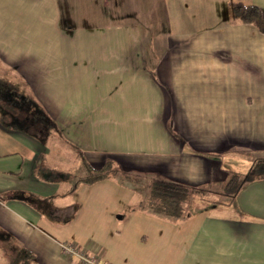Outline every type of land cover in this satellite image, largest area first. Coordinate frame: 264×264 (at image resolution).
<instances>
[{
  "label": "crops",
  "instance_id": "obj_1",
  "mask_svg": "<svg viewBox=\"0 0 264 264\" xmlns=\"http://www.w3.org/2000/svg\"><path fill=\"white\" fill-rule=\"evenodd\" d=\"M234 2L264 11V0H0V264H80L55 223L98 201L57 197L72 172L108 159L214 197H191L177 220L139 199L128 261L98 241L79 247L110 264H264V177L243 176L264 158V33L234 19ZM34 108L44 136L25 128ZM230 172L242 180L226 194Z\"/></svg>",
  "mask_w": 264,
  "mask_h": 264
},
{
  "label": "rangeland",
  "instance_id": "obj_2",
  "mask_svg": "<svg viewBox=\"0 0 264 264\" xmlns=\"http://www.w3.org/2000/svg\"><path fill=\"white\" fill-rule=\"evenodd\" d=\"M33 112L35 113L34 115H36L38 110L34 108ZM32 114V112L27 111L25 115L29 116ZM48 130L49 128L46 122H44L37 131L40 136H44ZM64 149L68 151L69 148L65 146ZM68 153L70 152L68 151ZM61 164L63 165V162H61ZM77 166H83V164L78 163ZM72 174L73 172L70 174V179L64 180L66 184L61 182V190L63 193L62 197L60 194L57 198H62L71 202L77 201V203H81L82 199H86V201L94 199L98 201V203L97 205H91L86 202L85 205H83L84 211L81 210L83 211V216H81V212L77 210L75 216H73L70 221L55 224L63 228V234H67L69 236L67 239L72 240L75 245H86L90 241H98L105 244L109 256H119L117 259L121 262L128 261V258L132 256L129 253L132 249L133 239L143 230V226H141V223H138L135 216L140 207L137 206L136 203L139 199L143 198L142 195L146 192V185L142 181V178L136 176L137 179H135V177H130L129 175L123 176L120 174L115 175L116 177L113 178L102 174L100 176L101 178L103 177V180L99 183H95L94 181L97 178L94 177L100 176H95L93 172L73 174V176ZM129 180H132L130 185L128 184ZM205 195V197L208 198L214 197L212 193H207ZM116 212L125 215L119 222L120 224H117L116 218H112V215L119 214ZM86 218L87 221L82 226V222H84ZM93 218L102 222L100 228L97 230L92 228L93 231L91 228H88L87 232H85V225L89 223L91 227ZM78 235L83 239H76L80 238ZM73 236H76V238H73Z\"/></svg>",
  "mask_w": 264,
  "mask_h": 264
},
{
  "label": "trees",
  "instance_id": "obj_3",
  "mask_svg": "<svg viewBox=\"0 0 264 264\" xmlns=\"http://www.w3.org/2000/svg\"><path fill=\"white\" fill-rule=\"evenodd\" d=\"M231 11L234 19L242 23L252 24L260 32L264 33V11L262 8L254 4L234 2L231 3ZM18 116L22 117L21 112L18 113ZM43 117L44 115L41 113L36 115L32 114L30 117L24 115V118H30L29 121H32L33 118L35 121V124L33 123V125L27 121L25 128L30 130L39 129L44 123ZM115 167L116 165H114L113 161L108 159L104 161L99 169H95L93 174H95V176H100L102 174L107 176H115L118 174L123 176L129 175L130 177H135V179H137L136 176H140L146 185V192L142 195L144 198H142V206L148 211V213L154 215L168 217L172 220L181 219L190 212L187 207V202L191 197L195 195L205 197V194H207V191L199 186L189 185L160 174L152 175L148 173H132L128 171L119 172ZM243 176L246 179L264 177V158L257 159L248 173ZM94 178L98 179L101 178V176ZM241 180V175L230 172L223 185V192L226 194L234 193ZM131 181L132 180L128 181L129 185ZM189 208L191 209L192 207L189 206Z\"/></svg>",
  "mask_w": 264,
  "mask_h": 264
},
{
  "label": "built area",
  "instance_id": "obj_4",
  "mask_svg": "<svg viewBox=\"0 0 264 264\" xmlns=\"http://www.w3.org/2000/svg\"><path fill=\"white\" fill-rule=\"evenodd\" d=\"M60 247L64 253L77 255L80 264H110L104 261L98 253L90 252L72 242H61Z\"/></svg>",
  "mask_w": 264,
  "mask_h": 264
}]
</instances>
